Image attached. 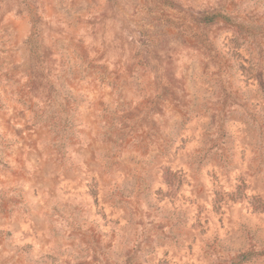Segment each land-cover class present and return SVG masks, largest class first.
Segmentation results:
<instances>
[{"label": "rangeland", "instance_id": "1", "mask_svg": "<svg viewBox=\"0 0 264 264\" xmlns=\"http://www.w3.org/2000/svg\"><path fill=\"white\" fill-rule=\"evenodd\" d=\"M0 264H264V0H0Z\"/></svg>", "mask_w": 264, "mask_h": 264}]
</instances>
